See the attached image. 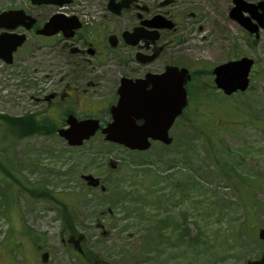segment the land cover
<instances>
[{"label": "rangeland", "instance_id": "rangeland-1", "mask_svg": "<svg viewBox=\"0 0 264 264\" xmlns=\"http://www.w3.org/2000/svg\"><path fill=\"white\" fill-rule=\"evenodd\" d=\"M177 2L175 9L184 13L200 8L209 41L180 42L177 58L208 75L192 83L189 105L170 129L168 146L153 142L147 151H130L100 133L79 147L68 146L56 132L62 113L72 107L43 102L61 78L72 76L56 47L40 44L55 40L28 36L12 64L0 60V114L28 127L23 131L15 122L7 140L1 133L8 125L0 121V264H245L260 257L264 42H236L232 52L231 42H221L222 28L229 25L218 12L225 13L228 0ZM14 6L24 8V0H0V8ZM183 17L178 38L188 40L197 25H184L193 20ZM233 52L255 62L249 89L238 98L255 108L249 124L221 108L238 94L222 99L209 73ZM111 70L107 88L90 95L94 101L111 98L118 83ZM102 103L83 101L80 108L95 109L103 118L106 113L96 111L105 110ZM31 114L46 125H32ZM86 174L98 178L104 191L86 186ZM72 234L81 237L88 262L68 242Z\"/></svg>", "mask_w": 264, "mask_h": 264}, {"label": "flooded vegetation", "instance_id": "flooded-vegetation-1", "mask_svg": "<svg viewBox=\"0 0 264 264\" xmlns=\"http://www.w3.org/2000/svg\"><path fill=\"white\" fill-rule=\"evenodd\" d=\"M228 1L230 6L225 8V13L218 12L221 20L229 25V30L224 31L222 28L221 42L223 39L231 42V52L237 45L236 42H264V0H242L247 6H242L243 10L238 12H232L235 7L234 0ZM24 4V8L14 6L13 8H0V11L22 10L33 20V23L29 28L18 27L14 30L15 33L25 35L24 43L28 36L40 40H55V42H41L40 44L43 43V47H56L58 55L63 60V66L67 69L71 68L72 76L65 81L61 78V86L44 95L43 98V102L48 106L53 103L68 102V105L72 107L62 113V127L66 126L69 116L76 117L78 120L95 118L101 125L110 122L109 111L118 101V89L122 79L135 81L144 79L149 74L160 75L166 71L167 67L185 69L190 76V80L184 86L189 99L195 78L208 75L206 71L191 69L187 63L177 58L179 50L176 48L180 42L188 43L196 39H201L203 42L204 38V42H209L208 37H204L206 31L200 26L202 15L199 14L201 13L199 7H193L184 13L175 9L179 4L177 0H113L112 2L111 0H85L83 3L70 0L68 5L56 7L57 11L48 13L44 9L47 6H55L35 5L31 0H24ZM118 4L121 5L120 10ZM188 4L192 7L196 3L189 2ZM69 7H72L74 11H66ZM56 14L67 18L74 16L79 25L78 28L73 31H59L52 36L38 34L49 19ZM185 14L187 19H192L193 22L184 23V25H197L196 29L189 33V41L185 39V36L182 39L178 38L181 33L179 28L183 25ZM197 14L200 19L197 18ZM26 23H29V20ZM198 31L200 33L193 35ZM20 48L21 46L17 50ZM239 57L243 56H239V52H233L228 60H235ZM111 67L114 70V77L118 78V83L111 98L96 102L90 98V95L99 94L102 87L107 88L112 74ZM210 76L213 80L212 72ZM113 98L114 102L110 101ZM83 101L95 104L103 102L105 110L96 111L106 113V117L101 118L98 114L94 115L92 110L95 109L80 108ZM62 108L65 106L62 105ZM31 115L29 117H34L33 114ZM7 117L11 120L15 119ZM4 121L1 120V122ZM9 122L15 124V122ZM45 122H42V125H46ZM40 123L38 125H41ZM137 123L140 124L142 121H137ZM4 130L1 136L5 135L8 139L12 131L10 127H5ZM80 238V236L69 237L68 242L72 243L73 248H77L81 254V258L88 262L84 251L79 247Z\"/></svg>", "mask_w": 264, "mask_h": 264}, {"label": "water", "instance_id": "water-1", "mask_svg": "<svg viewBox=\"0 0 264 264\" xmlns=\"http://www.w3.org/2000/svg\"><path fill=\"white\" fill-rule=\"evenodd\" d=\"M31 2L35 5L62 7L69 4L70 0H31ZM234 5L232 12L241 11L242 6H247L242 0H234ZM118 7L120 10L121 5L118 4ZM27 20L29 23H26ZM32 23L33 20L22 10L0 12V30H3L0 33V59L3 62L11 64L13 52L26 39L24 34L13 31L18 27L29 28ZM78 26L74 16L67 18L56 14L38 34L52 36L59 31H73ZM251 66L252 61L248 58L215 66L212 70L215 87L226 96L245 91L248 87ZM188 80H190L188 71L177 67H167L160 75L149 74L144 79L135 81L122 79L118 89V102L110 109V123L101 127L96 119L77 121L73 116H69L66 120L68 127L59 129L57 134L71 147L82 145L98 130L103 135L104 141L130 151H147L151 142L168 146L172 143L169 130L187 105L184 85ZM137 121L142 123L138 124ZM82 179L88 186L94 188L100 183L98 178L91 175H83ZM258 238L263 241L262 255L260 259L247 261L245 264H264V229L259 230Z\"/></svg>", "mask_w": 264, "mask_h": 264}, {"label": "trees", "instance_id": "trees-1", "mask_svg": "<svg viewBox=\"0 0 264 264\" xmlns=\"http://www.w3.org/2000/svg\"><path fill=\"white\" fill-rule=\"evenodd\" d=\"M209 89H211V88H209ZM234 96H236V95H234ZM234 96H231V97H234ZM239 96H240V94H238L236 97H234L235 98L234 99L231 97H224L223 95H221L222 99H224V100L234 99V100L230 101L231 104H229V106H227V104H226V105L221 106V108H223L224 111L228 110L232 114H234V112H235V114L238 116L239 120H241V119L243 120L245 118L244 122H246L247 124L252 123L253 122L252 113H253L255 108L253 106H251V104L249 102H247L246 100H239L238 99ZM217 103H218V101H217ZM258 109H256V110L258 111ZM254 114H255V112H254ZM1 120H3V121L5 120L6 122L4 121V123H6L7 125L9 124L10 126L8 125V127H10V129L12 128V125L14 126L15 124L10 123L9 121L17 122V126L20 127L23 131H25L26 128H28V127L24 126L25 124L23 123V120H18V119L11 120V118L0 114V121ZM32 121H34L32 125L43 126V125H38V123L34 117L32 118ZM11 131H14V130L11 129ZM14 133H15V131H14ZM3 137H5V135H3ZM71 233H73V232L71 231ZM72 237H75V236L72 234Z\"/></svg>", "mask_w": 264, "mask_h": 264}]
</instances>
